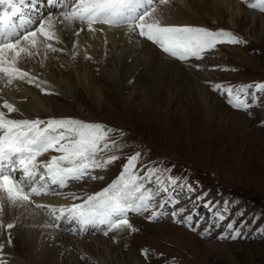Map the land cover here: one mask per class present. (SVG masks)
Wrapping results in <instances>:
<instances>
[{"label": "rangeland", "instance_id": "obj_1", "mask_svg": "<svg viewBox=\"0 0 264 264\" xmlns=\"http://www.w3.org/2000/svg\"><path fill=\"white\" fill-rule=\"evenodd\" d=\"M227 1L255 14L258 19L251 23L242 12L235 16L234 7L225 8L223 4L222 7L219 0H169L164 6L163 22L166 24L225 30L246 42L242 45L219 44L200 60L178 61L139 38L130 41L128 52L125 50L115 57L110 43L105 40L101 53H83L82 57L76 54L75 59L61 67L59 52H49L46 59L43 55L39 59L37 55V62L26 59L22 69L32 75V68L38 69L41 75L37 81L42 82L43 93L25 81H14L7 87L0 81L3 92L0 97L18 109L13 114L15 119L68 117L102 123L125 133L121 141L125 147L117 153L122 159L97 173L104 176L103 180L70 183L65 187L72 188L73 193L99 191L119 174L123 157L136 151H141L146 161H163L172 167V175L186 177L187 184L196 189L188 193L178 188L179 203L175 206L187 209L183 215L195 213L194 219L200 221L195 231L173 223L170 218L149 222L144 214L130 216L129 223L135 231L125 228L108 235L102 232L84 234L112 244L111 254L116 255L117 261L111 256L113 263L106 260V264H133V258L140 264H264V93L257 94L255 107L239 111L230 106L226 95L212 90L214 84L230 85L235 89L240 85L264 82V13L247 7L257 0ZM95 40L97 38L93 36L90 43L95 44ZM79 46L77 44L76 48ZM142 46L157 53L161 66H165L163 85L158 82L162 73L157 75L160 71L154 62L149 77L143 72ZM141 92H144L143 96ZM250 92L246 97L249 103ZM204 94L207 103H212L217 113L224 110L231 120L234 116L240 117L242 125H231L224 132L211 131L209 126L216 121L209 119L204 109L203 114L194 113L199 105L193 97L201 99ZM181 109L182 113L179 112ZM206 131L211 133L209 138ZM47 158L48 154H45L39 159ZM201 193L206 194L205 198L197 201L196 197ZM206 202H211L210 207H204ZM42 211L45 213L46 210ZM221 212L223 219L212 223L213 214ZM229 222L241 228V236L245 238L217 239L218 235L225 233ZM209 227L211 231L202 238L201 233ZM0 228L4 232L0 239L3 245L0 264H18L14 262L20 253L19 245L9 244L11 231L7 227ZM53 241L51 238L47 240L50 245ZM50 245L42 248L47 250ZM87 249L84 251L88 254L106 259L101 257L103 252L97 255V249ZM142 251L146 255H142ZM37 253L40 255L41 249ZM20 258L27 264H71L68 253L64 257L44 258L41 263L36 262V257L30 262L26 257Z\"/></svg>", "mask_w": 264, "mask_h": 264}, {"label": "snow or ice", "instance_id": "obj_2", "mask_svg": "<svg viewBox=\"0 0 264 264\" xmlns=\"http://www.w3.org/2000/svg\"><path fill=\"white\" fill-rule=\"evenodd\" d=\"M168 3L169 0H46L50 10L45 14L42 11L45 0H0V81L5 87L14 81H25L45 92L42 82L20 64L34 59L41 47L45 57L49 52L62 51L54 43H60L58 32L66 29H72L78 37L85 27L89 32L95 31L94 25L124 28L130 40H146L162 54L181 62L200 60L219 44L246 43L225 30L164 23V6ZM247 7L264 13V0L249 3ZM75 48L74 43L73 59ZM212 90L226 95L233 109L247 111L255 107L257 94L264 93V82L235 89L214 84ZM249 90L251 103L246 98ZM17 111L6 100L0 103V213L5 207L23 212L35 207L46 210L44 214L49 220L44 227L58 230L67 221L78 225L81 234L89 228L104 235L125 228L135 231L129 223L130 216L144 214L149 222L170 218L189 230L199 227L200 221L194 219V212L183 215L187 209L175 207L179 203L178 188L188 193L196 189L187 184L186 177L172 175V167L163 161H146L141 151L123 157L119 174L99 191L65 196L81 203L60 207L35 203V197L50 195L70 183L103 180L104 176L97 173L122 159L117 153L125 147L121 142L125 133L102 123L68 117L12 118L11 114ZM45 154H48L46 160L39 159ZM205 195L201 193L196 200H204ZM210 205L211 202H206L204 207ZM222 219V212L214 213L211 218L212 223ZM6 227L11 229L14 225L9 223ZM210 231L211 227L206 228L201 237ZM241 231L229 222L225 233L217 239L245 238ZM8 243L11 244V237ZM141 254L146 255L143 251Z\"/></svg>", "mask_w": 264, "mask_h": 264}, {"label": "bare ground", "instance_id": "obj_3", "mask_svg": "<svg viewBox=\"0 0 264 264\" xmlns=\"http://www.w3.org/2000/svg\"><path fill=\"white\" fill-rule=\"evenodd\" d=\"M219 1L221 2V5L223 4L225 6V8L226 7L230 8L231 6H233L235 9L234 10L235 16L236 15L238 16V14H240L242 12L243 16H245L244 18L249 19L251 23L254 22L255 19H258V17H256L255 14L244 11L243 9L239 8V6H237L233 3H229L227 0H219ZM220 2H218V3H220ZM223 5H222V7H223ZM37 7L39 9L41 6L38 4ZM49 10L50 9L46 6V0H45V6L42 8V11L45 14H47V12ZM53 11H54V9H53ZM232 12H233V9H232ZM100 26L96 25L94 27L96 30L92 31V32H89L87 30V27H85L84 30L80 33V35L78 37L73 35L72 29H66L64 31L58 32V36L60 38V43L55 44L54 46H56L59 49H62V51H59V57H60L59 58V66L61 67L62 65H65L66 62L70 63L72 61V59H73L72 58V51H73V44L74 43H75V45H77V44L80 45L79 48H75L76 54H79L78 57L84 56L83 53H85L87 55L88 54L94 55L95 53L96 54L101 53V49L103 47L102 44L105 40H107V42L110 43V44L108 43L109 47L111 48L110 50H113V54H115V57H119L121 52H123L127 48H129L128 46H129L131 40L125 35L126 30L124 28H121V29L109 28L107 25H103V26L107 27V28H104V27H100ZM93 36L95 38H97V41L95 40V44H91L92 42L90 43V41H92ZM116 48H118V49L116 50ZM129 50H130V48H129ZM126 51L128 52V50H126ZM41 52H42V54H41ZM140 52L143 55L142 56L143 60L141 62V65L144 67L143 72L146 73L147 76L149 77V74H150L149 72H150L152 63L154 62V64L157 66V69H159L157 71H160V73H157V75L162 73L161 78L158 80V82L161 85H163L165 83V78H166V77H164L165 71L163 70V69H165V68H163L165 66H163V67L161 66V59H160L159 55L157 53H155L154 51H152L151 49L145 47V46H142V51H140ZM39 53H40V54H38L39 59L42 55L44 56L43 58L46 59L45 54H44V50L42 47H41ZM132 54H134V53H132ZM75 57H77V55ZM27 60L30 62H37L38 58L35 57L34 59H31V60L27 59ZM123 63H124V61H123ZM162 65H163V62H162ZM23 66L24 65L22 62L20 64V67L22 68ZM171 66H173V65H171ZM173 67H175V66H173ZM24 70H26V69H24ZM32 70H33L34 75L36 77H40L41 73L38 71V69L36 67H33ZM154 70H155V68H154ZM144 77H142V78H144ZM183 83H186V82H183ZM187 83H189V81ZM94 90H93V92H94ZM24 91H27V90H24ZM198 91L202 92V89H200V87H198ZM28 92L29 91H27L26 93H28ZM1 93L3 94V92L0 90V94ZM101 93L103 94V90H101ZM141 94L143 96L144 92H141ZM143 98H146V97H143ZM193 99H194V102L196 101V105L197 104L199 105L196 108L197 112H196V110L194 112L195 114L199 113V115H200L202 113V109H204L203 111L206 112V114H207L206 116H208L209 119L212 118V120L216 121V123H213L211 126H209V124L207 125V126H209L211 131L215 132V130L218 129V131L224 132V130L227 129V127L229 128V126H231V125H235V127L240 126V124L242 125V121H241L242 119H240V117L234 116V117H232V120H231V118H228L229 114H227L226 112H223L224 110L222 111V113H217L215 111L213 104L207 103L208 100H207V98H205V94H204V97L201 95V99H200V97L198 98L200 100H198L197 97L196 98L193 97ZM5 100L6 99L3 96L0 97V103L4 102ZM205 108H206V111H205ZM179 112L182 113L183 112L182 109ZM13 114H15V112L11 114V117L15 118L13 116ZM204 120H205V118H204ZM206 134H207V131H206ZM209 134L211 135V133L207 134L208 138L210 137ZM206 142H207V140H206ZM41 160H46V159H41ZM56 193H52V194L46 195V196H40L41 198L40 197H39V199L35 198L34 201H35V203L45 204V205H53L55 207L70 206L73 203H81L82 202L81 200H75L74 201L70 198H65V196H67V194L73 193L72 188H63V189H60V192H58L60 194H56ZM48 220H49V218H48ZM48 220H47V216L44 214V211L37 209L35 207H32L27 212L9 210L7 207H5L3 212L0 213V226H3L5 228L6 225L9 223H12L14 225L13 228L9 229L11 232L9 233L10 236H8V241H9V237H11L12 244L15 243L16 247L19 245V250H20L19 256L21 255L23 257H26V260H29V262L32 260V258L34 259L36 257L37 258L36 262L41 263V260L43 261L44 258L47 259L48 257H52L54 255H56V256L61 255L62 257H64V255H66V253L69 254V258L71 259L70 260L71 264H85V263L86 264H94V263L95 264H106V260L109 261L110 263H113L114 259H111L110 258L111 256H113V258H115L117 261L116 255L111 254V251H113L110 249L112 247V244H109V242H106V241H104V240H102L96 236L95 237L92 236L91 238L84 236V234H86V233L96 232L93 229L89 228L86 233L81 234V233H79L76 225L74 226V224L65 221V222H62L59 229L57 231H55L54 228L44 227V225L48 222ZM64 228H65V230H63ZM2 233H4V232L2 230H0V239H1ZM64 233H67L68 235H64ZM66 236H69V237H66ZM48 238H51L54 240L53 244H51V245L48 244V242H47ZM58 244L60 245V247L58 246ZM47 245H50L49 246L50 249L48 248L47 250L46 249L44 250L43 248ZM56 246H58V247H56ZM100 247H102V250L100 249ZM84 248H86V249L87 248H89V249L93 248L95 250L97 249V252H98L97 255H99L100 251H101L104 254L101 257H106V259L100 258L99 256H96L94 254L93 255L90 253L88 254L87 252L84 251ZM38 249H39V251H40V249L42 251V253L40 255L37 253ZM36 253L38 254L39 257L36 255ZM19 256H17L18 257L17 259L15 258L16 260L14 263L27 264V263H24L20 258L21 256L20 257ZM1 257H3V255H0V258ZM94 258H96V259H94ZM132 261H133V264H140L136 258H133ZM28 264H30V263H28Z\"/></svg>", "mask_w": 264, "mask_h": 264}]
</instances>
